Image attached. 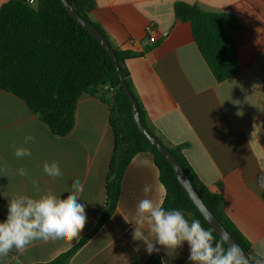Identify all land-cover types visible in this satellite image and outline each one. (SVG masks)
I'll use <instances>...</instances> for the list:
<instances>
[{
	"label": "crops",
	"instance_id": "1",
	"mask_svg": "<svg viewBox=\"0 0 264 264\" xmlns=\"http://www.w3.org/2000/svg\"><path fill=\"white\" fill-rule=\"evenodd\" d=\"M9 1L0 0V9ZM94 1L89 17L111 44L143 52L127 60L126 69L149 126L167 146H186L183 154L199 180L223 195L226 215L253 252L264 257V191L255 183L264 173V0ZM177 2L237 16L241 30L233 36L239 66L235 75L217 82L195 44L191 24L176 19ZM109 116L106 102L83 95L73 130L61 137L21 99L0 89V222L7 218L11 198H39L49 191L66 198L76 180L83 184L78 199L87 215L81 237L71 247L61 240H35L23 253L13 248L0 264L49 263L95 232L107 206L115 149ZM28 135L33 140L25 144ZM13 145L30 149L32 155L17 159ZM52 161L58 162L62 177L44 173L43 164ZM21 167L28 176L17 173ZM33 180L38 181L39 193ZM145 184L152 185L150 198L164 202L166 190L152 155L139 153L126 169L114 214L69 264H144L153 254L163 264H192L187 242L176 252L157 245L160 251L149 255L142 242L133 241L134 225L124 217L131 221Z\"/></svg>",
	"mask_w": 264,
	"mask_h": 264
},
{
	"label": "trees",
	"instance_id": "2",
	"mask_svg": "<svg viewBox=\"0 0 264 264\" xmlns=\"http://www.w3.org/2000/svg\"><path fill=\"white\" fill-rule=\"evenodd\" d=\"M69 2L110 43L125 82L138 103L144 125L163 143L149 126L126 69V61L143 52L122 50L111 44L101 26L89 17L96 5L94 0ZM174 13L178 21L191 24L195 44L217 82H223L238 72L237 49L233 40L235 33L241 30L237 16L207 12L182 2L175 4ZM106 85L115 89L110 99L108 95L111 92ZM0 89L21 99L32 114L61 137L67 136L74 128L76 107L81 96L98 97L109 105V124L115 134V149L107 179V206L93 234L107 223L117 209L123 178L131 160L139 153H149L166 190L164 209L181 210L189 222L199 220L206 230L212 232L214 243L223 242L192 203L169 162L139 132L130 101L121 88L110 56L87 30L69 16L60 0H34L33 4L27 0H10L0 9ZM164 145L176 157L209 210L255 264L260 257L226 215L223 195L212 192L199 180L183 154L186 146ZM93 234L45 264H69ZM223 246L228 248L224 242ZM144 264L163 262L158 254H153Z\"/></svg>",
	"mask_w": 264,
	"mask_h": 264
},
{
	"label": "clouds",
	"instance_id": "3",
	"mask_svg": "<svg viewBox=\"0 0 264 264\" xmlns=\"http://www.w3.org/2000/svg\"><path fill=\"white\" fill-rule=\"evenodd\" d=\"M32 140L33 137L28 135L24 138V143ZM13 149L17 159L32 155L30 149L25 147L13 145ZM43 171L53 179L63 175L56 161L45 162ZM17 173L20 176L29 175L23 167ZM32 183L39 193L38 181L33 180ZM255 183L264 191V173L258 176ZM83 190V184L76 180L71 184V191L67 192L69 194L66 198L50 191L39 198L27 195L11 198L7 218L0 222V258L6 257L13 248L20 253L25 252L35 240H61L71 247L72 242L81 237L87 223L86 206L78 199ZM142 191L144 198L137 202L131 221L126 217L124 219L134 225L131 233L133 241L142 242L149 255L158 253L160 247L167 252H176L187 242L190 250L188 259L192 264H244L237 245L233 244L225 249L222 241L214 243L212 232L206 230L199 220L189 222L181 210H165L162 200L150 198L152 185L145 184ZM139 250L137 246L135 251ZM255 264H264V257L257 259Z\"/></svg>",
	"mask_w": 264,
	"mask_h": 264
},
{
	"label": "water",
	"instance_id": "4",
	"mask_svg": "<svg viewBox=\"0 0 264 264\" xmlns=\"http://www.w3.org/2000/svg\"><path fill=\"white\" fill-rule=\"evenodd\" d=\"M63 8L69 14L71 18H73L78 24H80L85 30H87L104 48L107 54L110 56V59L116 69L118 78L120 80L121 88L128 98L132 108V116L134 123L136 124L139 132L145 136L148 142L154 146L169 162L170 166L172 167L174 174L185 190L186 194L195 205L197 210L203 216L205 221L211 226V228L217 233V235L223 240V242L229 247L230 245H237L241 250L242 257L244 260V264H254L249 256L244 252V250L240 247V245L235 241V239L231 236V234L226 230V228L220 223V221L215 217V215L209 210L206 206L204 201L201 199L199 193L195 189L193 183L191 182L189 176L179 164L176 157L172 154V152L162 143L160 140L153 135L147 127L144 125L141 114L139 111V106L137 101L135 100L134 96L131 94L123 73L120 69L116 54L108 40L103 36V34L87 19L81 17L75 9L72 7L69 0H60Z\"/></svg>",
	"mask_w": 264,
	"mask_h": 264
},
{
	"label": "built area",
	"instance_id": "5",
	"mask_svg": "<svg viewBox=\"0 0 264 264\" xmlns=\"http://www.w3.org/2000/svg\"><path fill=\"white\" fill-rule=\"evenodd\" d=\"M27 2H28L29 4H33V3H34V0H27ZM150 30H152V27H150ZM154 41H155V38L151 37V38H150V42L154 43ZM106 89H109L110 92H111V94H113V91H112L111 88L106 87Z\"/></svg>",
	"mask_w": 264,
	"mask_h": 264
}]
</instances>
